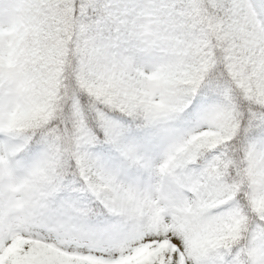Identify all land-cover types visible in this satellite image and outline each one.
<instances>
[{
	"label": "snow or ice",
	"instance_id": "1",
	"mask_svg": "<svg viewBox=\"0 0 264 264\" xmlns=\"http://www.w3.org/2000/svg\"><path fill=\"white\" fill-rule=\"evenodd\" d=\"M0 264H264V0H0Z\"/></svg>",
	"mask_w": 264,
	"mask_h": 264
}]
</instances>
